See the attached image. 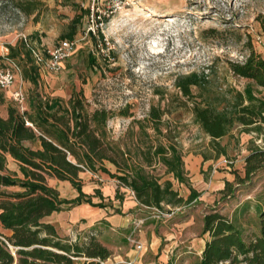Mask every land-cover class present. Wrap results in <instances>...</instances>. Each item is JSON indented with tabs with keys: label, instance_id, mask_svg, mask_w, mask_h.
Instances as JSON below:
<instances>
[{
	"label": "rangeland",
	"instance_id": "rangeland-1",
	"mask_svg": "<svg viewBox=\"0 0 264 264\" xmlns=\"http://www.w3.org/2000/svg\"><path fill=\"white\" fill-rule=\"evenodd\" d=\"M75 17L76 31L70 39L76 45L59 70L38 65L35 81L30 82L21 75L24 59H12L19 70L13 88L23 91V108L8 98L0 103V111L8 104L19 111L28 109L25 104L29 99H57L65 105L80 91L88 112L104 109L112 114L105 123V138L126 151L144 171L158 175L159 182L168 179L182 200L165 201L160 208L127 207L132 201L126 198L127 187L100 169L83 170L78 172L81 189L99 190L101 198L93 196L91 201L104 205L99 213L111 216L112 224L101 219L80 228L91 213L73 222L63 217L64 213L43 220L55 219L59 234L71 239L94 227L96 240L110 251L106 264H197L207 237L201 232L202 216L211 208L230 219L244 236L257 234L264 169L243 184L233 180L232 171L241 176L247 150L264 145V123L258 130H246L231 121L225 134L213 141L195 123L190 108L196 102L230 116L238 103H245L239 102L235 93L247 83L256 96L264 97V88L233 75L227 66L228 61H242L249 48L264 58V0H0V66L6 63L5 54L1 56L4 47L15 45L22 54L20 40L46 58V50L68 39L61 35ZM187 78L195 82L189 87L191 98L182 96L177 87L178 81ZM3 94L0 90V96ZM151 106L162 112L159 133L151 129L148 120ZM156 139L172 143L180 151L183 182L163 174L158 162L136 160L134 155H140L145 144H155ZM193 157H200L201 162L194 163ZM102 165L110 173H121L106 160ZM6 166L16 170L10 160ZM196 175L213 188L210 199H197L201 204L185 201ZM225 177L231 182V192L222 195L215 187ZM46 181L58 185L62 198L73 190L67 181L66 186L54 178ZM244 205L247 208L242 211ZM96 209L92 207V211ZM127 214L136 222L132 235L143 241L139 252L125 238L128 228L119 226ZM3 233L0 229V236ZM8 249L13 252L11 246Z\"/></svg>",
	"mask_w": 264,
	"mask_h": 264
},
{
	"label": "trees",
	"instance_id": "trees-1",
	"mask_svg": "<svg viewBox=\"0 0 264 264\" xmlns=\"http://www.w3.org/2000/svg\"><path fill=\"white\" fill-rule=\"evenodd\" d=\"M75 22L76 17L70 20L68 30L61 36L72 38ZM18 45L22 54L15 45H8L3 58H23L25 65L21 75L34 82L38 65L32 57V49L23 40ZM248 50L242 61H228V69L253 86L264 88V58L251 48ZM194 84L187 78L178 81L177 87L182 96L191 98L189 87ZM235 94L239 102L245 103H238L230 116L208 105L191 103L193 120L213 141L225 134L231 121L238 122L246 130H258V125L264 123V97L256 96L249 83ZM2 101L0 96V103ZM84 102L80 91L70 96L65 105L57 99H29L28 109L19 111L8 104L5 116H0V228L6 231L1 235L3 240L0 239V264H106L110 251L96 240L94 227L71 239L61 236L53 223L41 220L51 212L67 210L80 203L104 206L91 201L93 196L101 198L99 190L94 189L92 194L81 190L80 171L100 169L106 172L119 185L132 190L136 202L146 208H160L163 202L171 199L174 202L182 200L168 179L159 182L158 175L144 171L139 163L127 157L126 151L105 138V123L112 114L104 109L88 112ZM161 113L153 106L148 111L151 129L158 133ZM156 140L155 144L147 142L140 155H134L136 160L148 164L158 162L163 174L183 182L180 151L172 143ZM8 159L15 163L16 170L7 168ZM104 160L121 173L107 171L102 165ZM242 162L241 176L232 171L233 180L238 184L249 183L264 169V145L249 148ZM47 178L67 181L76 195L60 197L57 189L48 185ZM7 187L15 189L8 191ZM226 192H231V182L227 180L220 193ZM196 196L197 193L190 189L185 201ZM241 208L246 210L247 205ZM257 219V234L246 237L230 219L215 208L209 209L202 216L201 232L207 237L197 264H264V201L258 207Z\"/></svg>",
	"mask_w": 264,
	"mask_h": 264
},
{
	"label": "crops",
	"instance_id": "crops-1",
	"mask_svg": "<svg viewBox=\"0 0 264 264\" xmlns=\"http://www.w3.org/2000/svg\"><path fill=\"white\" fill-rule=\"evenodd\" d=\"M1 98H2V100L6 101L9 98V93L8 92H5V94H3L1 96ZM27 105H28V102L25 104V107ZM0 116H5V109H3V110L0 111ZM8 160L12 161L11 159H8ZM193 162L199 164V162H201V158L200 157H193ZM205 162L206 161H203L202 163H205ZM186 169H187V166H186ZM79 173H81V172H79ZM78 177L81 178L80 175H78ZM225 179L228 180L226 177H225ZM55 181L58 182V184H63V186H66V184H67L66 181H62V180L55 179ZM52 187L58 189V185H56V187L55 186H52ZM222 187H223V182H222V180H220V181H218V184L216 185L215 189L217 191H220L222 189ZM191 189H193L197 193V196L194 199L191 200V201H196V203H200L201 204V202L197 201V199L204 201L206 199L207 200L210 199L211 196H212V194H210V193H211V190L213 188L208 187L203 182V180L201 179V177H198L197 175L195 176L194 184H191ZM81 190L84 193H86V194H92L90 191L84 190L83 189V186H82V189ZM126 193L128 194V196H126V198L132 199V201L128 202L129 204H127V207L128 206H136L138 204L136 202V200L130 196V194H129V192L127 190H126ZM188 194H189V191H188L187 195ZM75 195H76V191L73 189L71 191L70 195L68 197H66V198H72ZM102 196H104L106 198H108V197L110 198V196H108V195H106V196L105 195H102ZM191 201H189V202H191ZM92 207H96V206H91V205H89L87 203H80V204H78V205H76V206H74V207H72L70 209H67V210H61V211H58V212H51L49 215L44 216L41 220L43 222L53 223L54 222L53 220H55L53 218L52 219H49V220H46V221H44L43 219L45 217H48V216H53L54 214L64 213L65 215L63 217H68L69 222H73L77 218H79V217L80 218H85V216H88L89 213H91V216L86 217L88 219H86V221L83 224H80V226H81L80 228H86V227L92 226L94 223H96V221L101 220V219H104L106 222L112 224L111 221H110L111 220V216H104V213H103V215H102V213H99L102 209H105L104 206L103 207H97L96 211H92ZM101 212H103V210ZM89 218H91V219H89ZM121 224H124L123 226L126 227V228H128V233H129L130 232V229L133 228L136 225V222H135V220L132 218V216L130 214H127L126 217H125V219H124V221L122 223H120L119 226H121ZM177 224H179V223H177ZM0 229H2V228H0ZM110 229H114V228L113 227H110ZM3 231L6 232L5 230H3ZM137 235L140 236L141 235L140 232L137 233ZM138 240L143 243L142 240H140V239H138ZM204 240H203V243H204ZM203 243H202V246L200 248V251H201V249L203 247ZM143 248H144V246H143ZM128 254H130V253H128ZM129 262H132V261L129 260ZM134 262H136V261H134Z\"/></svg>",
	"mask_w": 264,
	"mask_h": 264
},
{
	"label": "built area",
	"instance_id": "built-area-1",
	"mask_svg": "<svg viewBox=\"0 0 264 264\" xmlns=\"http://www.w3.org/2000/svg\"><path fill=\"white\" fill-rule=\"evenodd\" d=\"M75 40L73 39H63L60 40L55 46L51 49L46 50L47 57L42 58L38 51L31 50L32 57L34 62L37 65L43 66L45 69L50 71H57L60 69L61 62L66 59L75 48ZM3 50L5 52L1 53L6 55L7 48L4 47ZM6 63L0 66V90L8 92L9 98L14 101L20 109L23 108L24 102V94L23 91L19 88H13L15 82V75L19 71L16 64L9 59H5ZM128 192L132 198H134L132 190L128 189ZM136 225L132 228V230L126 236V240L133 246L136 252H139L143 248V243L140 242L138 239L134 238L132 235L133 230L135 229ZM0 239L3 238L0 236Z\"/></svg>",
	"mask_w": 264,
	"mask_h": 264
}]
</instances>
